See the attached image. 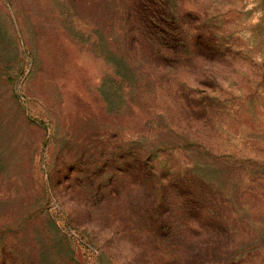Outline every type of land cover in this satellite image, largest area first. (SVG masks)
Returning <instances> with one entry per match:
<instances>
[{
  "label": "rangeland",
  "instance_id": "374dc122",
  "mask_svg": "<svg viewBox=\"0 0 264 264\" xmlns=\"http://www.w3.org/2000/svg\"><path fill=\"white\" fill-rule=\"evenodd\" d=\"M76 1L77 8L70 0H0V264L19 257L41 264L37 236L46 218L74 253L67 264H155L151 254L133 253L134 243L116 235L111 222L88 215L86 169L67 166L75 156L72 141L123 136L104 104L116 78L103 54V29L92 23L104 15L102 2ZM182 6L221 31L223 43L163 76L165 84L160 77L153 84L148 103L165 118H154L155 129L171 128L218 157H236L242 172L255 162L264 168V0H183ZM171 157L164 159L168 166L183 162ZM252 188L250 219L232 227L231 240L241 264H264V234H258L264 183Z\"/></svg>",
  "mask_w": 264,
  "mask_h": 264
},
{
  "label": "trees",
  "instance_id": "16d2710c",
  "mask_svg": "<svg viewBox=\"0 0 264 264\" xmlns=\"http://www.w3.org/2000/svg\"><path fill=\"white\" fill-rule=\"evenodd\" d=\"M182 1L93 0L103 5V17L92 23L103 29V54L116 78L104 104L123 136L96 135L93 142L87 134L76 145L72 141L75 156L67 166L85 167L86 212L97 223L111 222L116 235L128 236L133 253L151 254L155 264H241L232 227L250 219L247 197L253 185L264 183L263 163L255 162L252 174L242 172L244 162L236 157H218L171 128L155 129V120L165 118L148 103L159 77L164 83L163 76L201 59L204 51L217 52L223 43L221 31L195 21ZM70 3L77 8L76 0ZM175 155L183 162L166 165L164 159ZM44 222L37 236L41 264H67L68 253L74 259L69 243L50 218ZM36 260L19 257L13 264H40Z\"/></svg>",
  "mask_w": 264,
  "mask_h": 264
}]
</instances>
